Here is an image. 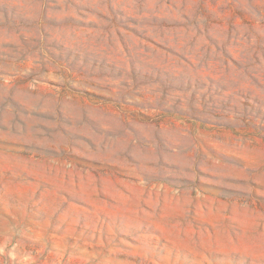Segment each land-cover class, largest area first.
I'll return each mask as SVG.
<instances>
[{"label": "rangeland", "instance_id": "obj_1", "mask_svg": "<svg viewBox=\"0 0 264 264\" xmlns=\"http://www.w3.org/2000/svg\"><path fill=\"white\" fill-rule=\"evenodd\" d=\"M0 264H264V0H0Z\"/></svg>", "mask_w": 264, "mask_h": 264}]
</instances>
